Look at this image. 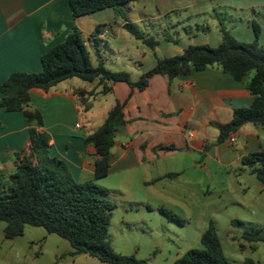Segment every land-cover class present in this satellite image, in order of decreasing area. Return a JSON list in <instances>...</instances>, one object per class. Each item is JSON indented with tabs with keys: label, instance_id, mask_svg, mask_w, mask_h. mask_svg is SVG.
<instances>
[{
	"label": "crops",
	"instance_id": "crops-1",
	"mask_svg": "<svg viewBox=\"0 0 264 264\" xmlns=\"http://www.w3.org/2000/svg\"><path fill=\"white\" fill-rule=\"evenodd\" d=\"M138 2L121 7L126 14L124 19L116 16L112 8L74 18L69 0H0V84L16 71H39L41 54L61 41L73 26L81 31L93 65L100 61L104 64V51L116 53L112 46L124 38L122 58L126 64L138 63L141 67L136 78L127 72L131 81L153 68L158 58L179 55L189 45H219L221 18L217 14L227 17L224 25L242 42L253 41L254 21L260 30L258 44L264 47V0H145L141 5ZM209 8L213 16L207 22L206 14L211 17ZM125 22L135 24L157 44L153 48L145 44L146 48L137 44L130 47ZM252 75L253 72L237 81L219 67L211 66L171 80L155 74L142 90L125 82H108L110 89L103 93L96 82L78 78L64 80L48 91L31 88L27 108L41 114L42 124L28 123L21 111L0 110V176L7 179L14 172L15 153L28 151V129L34 127L49 134V155L61 159L75 181L99 183L94 172L99 155L84 139L120 101L126 123L115 133L108 173L117 176L118 181L104 187L124 193L134 185V204L159 209L168 200L165 180L184 178L186 189L193 190L200 169L210 160L232 166L241 164L245 155L264 153V125L246 123L231 133L234 143H216L218 129L211 124L229 122L233 108L252 103L253 95L246 87ZM78 89L84 91L86 109L77 102ZM75 119L78 122L73 124ZM206 144L209 148L204 151ZM168 146L173 148L167 149ZM200 160L206 163L201 165ZM242 166L247 169L240 167L241 171L252 174L249 167ZM169 173L175 175L167 176ZM260 190L264 191L262 184ZM248 243L256 249L259 241Z\"/></svg>",
	"mask_w": 264,
	"mask_h": 264
},
{
	"label": "trees",
	"instance_id": "trees-1",
	"mask_svg": "<svg viewBox=\"0 0 264 264\" xmlns=\"http://www.w3.org/2000/svg\"><path fill=\"white\" fill-rule=\"evenodd\" d=\"M137 0H69L74 18L95 11L112 8L116 16L126 18L121 7ZM254 39L252 42L237 40L220 21L221 42L217 46L208 44L189 45L179 55L158 58L150 70L143 72L136 81H131L125 71H112L100 61L93 65L81 31L73 26L66 36L50 46L40 56L41 69L37 72L16 71L0 84V110L21 111L28 123L42 124V116L29 110V91L39 88L48 91L60 82L78 78L86 82H96L102 86L101 92L110 89L108 82H125L130 87L144 89L155 74L165 75L169 80L179 75H187L192 70H202L217 66L241 81L251 72L246 87L253 95L248 107H236L227 123L211 122L218 129L216 143L224 142L232 132L246 123L264 125V47L259 46V26L253 21ZM98 25L94 31H99ZM124 28L137 40L150 48L157 41L145 37L139 28L129 22ZM89 91L88 93H92ZM84 91L78 89L75 96L82 109L87 108ZM126 123L123 104L116 101L109 110L104 122L85 137L86 143L96 148L99 157L94 163L96 178L109 173L110 149L114 144L117 130ZM29 145L26 153H15V170L8 179L0 176V221L4 222L3 235L12 239L23 234L24 225L43 227L66 239L70 255L86 253L106 264H145L134 255L116 252L109 243V226L112 211L116 204L109 199L110 190L94 181L77 182L68 166L59 158L49 155L50 136L45 131L29 127ZM172 149L173 146L166 147ZM209 145L204 146V151ZM241 164L264 186V153L255 152L241 158ZM169 173L167 176H174ZM163 213L165 209L159 208ZM169 219L182 223L180 219L167 215ZM232 224L241 225L238 219ZM255 231H243L241 238L247 242L264 241ZM201 248H190L178 257L174 264H231L225 256L216 227L210 221L200 235ZM244 264H253L250 258Z\"/></svg>",
	"mask_w": 264,
	"mask_h": 264
},
{
	"label": "rangeland",
	"instance_id": "rangeland-1",
	"mask_svg": "<svg viewBox=\"0 0 264 264\" xmlns=\"http://www.w3.org/2000/svg\"><path fill=\"white\" fill-rule=\"evenodd\" d=\"M144 2L140 0L138 5ZM208 12L211 17L206 14V20L210 22L212 9L209 8ZM218 16L223 24H227V17ZM125 33L131 41L130 47L137 44L146 48L131 34ZM124 43L122 38L112 46L116 53L104 51V66L112 71L125 69L131 78H136L141 67L138 63L126 64L121 55ZM118 45L121 46L118 48ZM200 163L203 165L206 160H200ZM240 167L244 166H226L212 159L200 169L193 190L186 189L184 178L165 180L167 183L163 186L166 187L168 200L159 208L165 209L166 213L154 207L146 209L134 204V196H137L134 185L124 193L110 187L109 199L116 204L108 236L112 248L124 255H134L144 260L145 264H174L186 250L201 248L200 235L212 221L222 250L231 264H244L245 258H250L253 264H264L262 241L257 243L256 249H252L241 238L243 231H255V228H260L259 234L264 236V191L260 190V181L249 172L241 171ZM98 179L101 186H114L118 181L114 174ZM132 184H135V179ZM172 199L184 201L181 203ZM168 214L182 223L169 219ZM231 219H238L242 224H232ZM4 224L0 221V264H106L86 253L70 255L71 246L66 239L48 233L40 226L26 224L22 235L7 239L3 235Z\"/></svg>",
	"mask_w": 264,
	"mask_h": 264
},
{
	"label": "built area",
	"instance_id": "built-area-1",
	"mask_svg": "<svg viewBox=\"0 0 264 264\" xmlns=\"http://www.w3.org/2000/svg\"><path fill=\"white\" fill-rule=\"evenodd\" d=\"M76 126L78 127L79 124H76ZM227 140H228L230 143H234V141H235L234 135H233V134L229 135V137H228Z\"/></svg>",
	"mask_w": 264,
	"mask_h": 264
}]
</instances>
